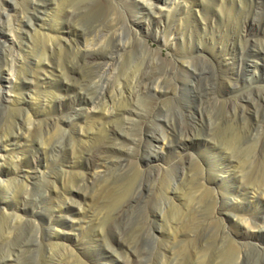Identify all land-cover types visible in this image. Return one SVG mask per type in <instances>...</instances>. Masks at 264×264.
<instances>
[{
    "label": "rangeland",
    "instance_id": "374dc122",
    "mask_svg": "<svg viewBox=\"0 0 264 264\" xmlns=\"http://www.w3.org/2000/svg\"><path fill=\"white\" fill-rule=\"evenodd\" d=\"M148 1L163 10L160 18L130 14L140 0H107V15L101 0H0L6 13L0 15V72L18 75L14 92L9 74L0 79V95L13 100L0 99V182L8 191L5 198L0 192L3 262L232 264L231 235L249 242L238 264H264V0ZM66 11L76 31L50 30ZM23 16L35 23L21 33ZM110 20L123 42L135 39L133 51L111 61L110 72L130 82L121 95L101 87L109 76L88 71L70 54L83 45V34L92 42ZM136 39L157 50L153 65ZM48 45L54 54L38 70L34 62ZM251 60L256 69L245 67ZM172 61L193 62L202 74L182 73ZM63 65L71 74L66 84L91 105H52ZM151 72L178 92L168 88L152 110L151 98L130 103L144 114L139 122L97 116L104 109L118 115L122 101L136 95L138 74ZM67 117L75 124L58 131L55 122ZM14 124L19 128L12 130ZM119 128L128 133L116 134L121 142L113 139ZM12 131L22 136H5ZM120 146L126 156L104 157ZM102 148L104 159L94 158L106 165L90 169L85 159ZM73 182L79 191H69ZM214 207L222 209L220 225ZM4 209L23 217H4Z\"/></svg>",
    "mask_w": 264,
    "mask_h": 264
},
{
    "label": "bare ground",
    "instance_id": "6f19581e",
    "mask_svg": "<svg viewBox=\"0 0 264 264\" xmlns=\"http://www.w3.org/2000/svg\"><path fill=\"white\" fill-rule=\"evenodd\" d=\"M101 1H103L102 6H104L103 7L104 8V14L107 15L108 11L110 10L109 7L105 8V4H107V0H101ZM122 1L126 2V1H130V0H122ZM169 1L171 2V4H173V2H177L178 3L177 5H179L180 0H169ZM39 4H41L43 6L47 5L46 3H44V1H41V3H39ZM32 6L36 7V4H33ZM165 6L170 7V6H167L166 3H165ZM132 8H133V10L132 9L130 10V14H133L134 16L138 15L139 12H140V14H142V13L156 14L157 13L156 12L157 6L151 4V2H149L148 0H140V3L134 5ZM170 9H171L170 12H172V8H170ZM38 10H40V9H38ZM158 11L159 12L157 14L159 15V18H160L162 16L163 10L160 9ZM169 13L165 14L167 19L170 15ZM1 14L2 15L6 14L5 9H3V7H2L1 12H0V15ZM64 14H65V16L62 18L58 16V19L54 21V25L52 24V26L50 27V30H52V31H67L70 33L76 31V30H74V27L70 25V23H71L70 18L72 17V13L66 11V12H64ZM1 22L2 21L0 19V23ZM34 23L35 22L32 20V17L23 16L19 20V24H18L19 32L21 31V33H22V32L27 31L24 28L25 25L32 27L34 25ZM109 23H108V25L104 26L102 31H100L98 33V37L96 39L92 40V42L90 41V43H89V39L86 37V34H83L82 35L84 37L83 45L71 48L70 54L72 56H74V58L80 59V61L82 62V65L84 67L88 68V71L90 69H92L96 72L101 73L102 77L103 76L104 77L109 76V77H107L105 82L101 84V87H103L104 89H107V90H110V89L114 90L115 89L121 95V94H123L122 88H127L129 86L130 82H129L128 78H120L118 76H114L110 72V69L112 66L111 61L116 59L119 56H122L124 53L133 51L134 50V43L133 42L135 39L133 38L131 43L123 42L121 39L122 38L121 34L116 33L114 31L115 29L112 30L115 26V24L112 23V20H110ZM22 28H23V30H22ZM0 34H4V31L1 28H0ZM42 35H44V37H46L48 39H49V37H51V34H47L44 32L42 33ZM104 37L107 38V39H105L107 41L100 40L101 38H104ZM136 41L143 44V49L140 51V53L142 55L148 57L151 64L153 65V63H154L153 60L156 59V56L158 55L157 50L152 49L149 46V44L144 40L136 39ZM57 44L59 46V50H61L62 45L59 44V42ZM53 54H54V47H52L51 45L43 47L42 52L39 55V58L37 59V61L34 62L36 64V68L38 70L44 71L45 70L44 64H46L49 61L50 57ZM175 64H176V62L172 61L170 65L174 69L181 68V72L185 73L187 75L196 76V75L202 74V72H196L195 71V69H194L195 64L193 62L182 61L180 64H177V66ZM106 65H107V68H105ZM245 67L250 68L252 70L256 69V65L254 64L253 60L249 61V63H245ZM61 70H62V75L64 76V79L59 83L58 88L55 89L56 94L54 96V101L52 102V105H54V104L59 105V106H64V104H67V105L69 104L70 106H73V105H76V106L91 105L92 101L90 99L88 100L87 96L85 94L84 95L79 94V92L77 90V86H71L70 87L69 85L66 84L67 81L65 82V80L68 78H71V74L69 72L70 69L68 67L66 68L65 65H63L61 67ZM4 73H7L10 75L9 79L6 78V80L8 81L10 88L13 89L15 86L13 76L18 77V75H16V73L13 69L9 68V70H2L0 72V79L3 78ZM17 74H18V72H17ZM90 75H91V73H90ZM84 77L86 78V75ZM178 80L181 81L182 79H178ZM171 84H173V82ZM135 86H137V90H136L137 92H136L135 97H133L127 101L126 100L122 101L121 110L119 111L118 115H113L112 111L104 109V112H103V110L99 111L97 116L100 118L105 117V119H110V117L117 116V117H120L121 120L130 122V123H133L136 121L139 122L140 120L144 119V114H142V112H140V110H138V108L132 107L130 105V103L138 105L139 104L138 102H140V100L138 98H142V97L149 98V99L151 98L150 99L151 103H150L149 108H150V110H152V108H154V104H155L153 102V100L168 96V92H169L168 88H170V91L178 92V91H175L176 85H174V84L169 85V80L160 79L158 81V77L156 76L155 73H152V72L151 73H139L137 76V80L135 82ZM164 86H166V87H164ZM233 87L235 88V85L233 83L230 84L229 86H226V88L228 90H232ZM78 89H79V87H78ZM180 91H181V89H180ZM9 92H14V89H13V91H11V89H9ZM62 92L65 94H62ZM67 93L74 95L73 98L71 96H69V94H67ZM18 94H20V93H18ZM0 99H1V101L3 100L4 102H7V103H9L11 101L13 102V100H10L9 97L6 98L2 94L0 95ZM66 99H68V100H66ZM103 104H104V107L106 108L107 104L105 102ZM111 104H113V103H111ZM235 106L236 107L233 110H235L234 112L236 113V112H238L236 110L240 107H238L239 106L238 104H236ZM232 114H234V113H232ZM234 115H236V114H234ZM107 117H109V118H107ZM87 118H88V116H86V115L85 116L81 115V117H80V119H83V120H86ZM60 120H61L60 125L57 121L55 122V128L58 131L61 130V127H64V124H66V125H74L75 124V120H70L69 117H67L66 119L61 118ZM28 122H29L28 124H30L31 120L28 119ZM17 128H19L17 126V124H14L12 130L17 129ZM112 132L114 135L113 139L115 141L119 140L121 142L120 139L116 138V134H118V133H120L121 136L128 137V133L122 129H120V131L119 130L118 131L112 130ZM5 136H7V137L13 136V137H15V139H19L20 136H22V135L16 134L14 131H12V133L7 134V135L5 133ZM109 139L113 140L111 137ZM164 139L165 138H163V140ZM128 140H129V143L135 141L132 138L128 139ZM155 140H160V138H156ZM141 142H142V140H141ZM123 146L119 147L120 151L118 148L115 149L113 147L110 151H107L108 154L104 157L105 158L111 157L112 159H115V158H118L119 156H123L124 155L122 153L124 151ZM103 152H105L104 148H102L99 153L93 154V156H90V157L85 159L87 162V166L90 169H94V168L98 169V168L104 167L106 165L105 162H99L98 159L95 160L96 158H94V157H98ZM124 156H126V155H124ZM99 157L102 158L103 156H99ZM104 157H103V159H104ZM116 160H118V159H116ZM111 163H114V161H111ZM114 164H116V162ZM21 183H22L23 187H27V184L25 181H23ZM0 185H1V191H0L1 196L3 198H5V197H7L8 191L5 189V186L3 185L2 182H0ZM75 186L76 185H74V182H73L72 188L69 191L70 192L79 191V190H74ZM55 188L56 187H54L53 189L55 190ZM12 198L15 199V192H14ZM68 200L70 201V200H72V198H67L66 201H68ZM30 207L33 208L34 205H30ZM6 211L7 210L4 209V213H3L4 217L12 215V217L14 219H18V220H21L23 217L22 214L20 215L17 213L18 209H16L13 213H9ZM211 214H212V212H211ZM213 214H214V216H213L214 221L219 223V225H220V223L222 222V218H220V215L222 214V209L220 207H214L213 208ZM55 223H57V221H55ZM244 224H245V226L247 225L246 223H244ZM246 227H248V226H246ZM261 227L263 228V226H261ZM261 227H257V228H259V230H261ZM221 233H223L224 236L226 234V228L224 227V225H222ZM233 237L231 235H227L228 242H227V246H226V253H227V257L229 258V260L231 261L232 264H238L240 259L243 256L242 255L243 249L248 245L249 242H248V238L245 239L246 242H239V241L235 240ZM249 238H252V236H250ZM10 256H11V253L8 252L6 255L7 259H10L11 258ZM5 259H1L0 264H13V261H10V260L3 262Z\"/></svg>",
    "mask_w": 264,
    "mask_h": 264
}]
</instances>
